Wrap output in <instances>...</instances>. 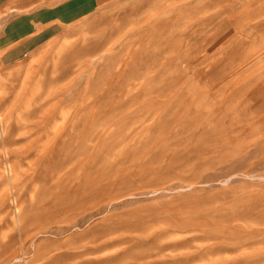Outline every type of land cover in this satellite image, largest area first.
I'll use <instances>...</instances> for the list:
<instances>
[{"label": "rangeland", "instance_id": "374dc122", "mask_svg": "<svg viewBox=\"0 0 264 264\" xmlns=\"http://www.w3.org/2000/svg\"><path fill=\"white\" fill-rule=\"evenodd\" d=\"M0 264H264V0H0Z\"/></svg>", "mask_w": 264, "mask_h": 264}]
</instances>
